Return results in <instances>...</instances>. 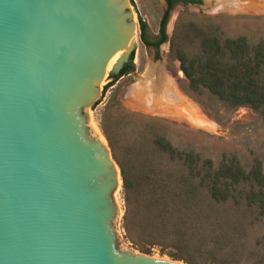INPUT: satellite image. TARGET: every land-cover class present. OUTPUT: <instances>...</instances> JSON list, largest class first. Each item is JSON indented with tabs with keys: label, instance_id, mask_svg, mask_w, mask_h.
<instances>
[{
	"label": "water",
	"instance_id": "obj_1",
	"mask_svg": "<svg viewBox=\"0 0 264 264\" xmlns=\"http://www.w3.org/2000/svg\"><path fill=\"white\" fill-rule=\"evenodd\" d=\"M135 43L128 0H0V264H188L122 238L119 169L86 120Z\"/></svg>",
	"mask_w": 264,
	"mask_h": 264
},
{
	"label": "rangeland",
	"instance_id": "obj_2",
	"mask_svg": "<svg viewBox=\"0 0 264 264\" xmlns=\"http://www.w3.org/2000/svg\"><path fill=\"white\" fill-rule=\"evenodd\" d=\"M128 2L133 11L136 41L129 60L131 68L115 78L107 68L96 99L86 110L87 122L104 138L113 160L100 128L102 117L106 118L115 152L133 165L137 191L130 192L125 199L120 181L114 192L122 238L138 250L184 262L183 258L196 264H219L220 260L264 264V214L242 202L215 201L205 191L196 202L182 205L181 200L173 201L168 196L169 189L161 186L159 179L165 173H185L184 167L159 151L152 141L161 135L177 148L192 149L208 157L214 166L228 155H234L245 168L257 160L264 171V122L259 113L247 105L227 106L208 91L199 95L187 92V80L179 75L178 59L170 49L171 40L185 50L196 49L198 29L217 31L220 37L243 35L250 44H264V0L177 2L167 11L165 38L157 46L141 41L138 21L144 23L146 38L155 40L164 1ZM151 64L158 68L152 74L155 83H151V88L147 84L144 93L140 87L149 81ZM164 97L171 101L177 97L181 102L170 104ZM160 102L170 110L154 109ZM188 102L208 125L188 120L181 110H190ZM125 206L128 236L122 227Z\"/></svg>",
	"mask_w": 264,
	"mask_h": 264
},
{
	"label": "trees",
	"instance_id": "obj_3",
	"mask_svg": "<svg viewBox=\"0 0 264 264\" xmlns=\"http://www.w3.org/2000/svg\"><path fill=\"white\" fill-rule=\"evenodd\" d=\"M177 1L182 3H200L201 0H165L158 23L160 37L151 41L144 34V23L139 19V37L146 45L156 46L165 38L163 29L167 11ZM211 26V25H210ZM217 30V28L214 27ZM197 47L192 51L179 47L171 40L170 49L178 59V65L186 78V90L199 95L203 91L214 94L227 106L247 105L257 111L264 122V44L258 41L247 42L243 35L220 37L216 32L197 31ZM132 54L130 55L131 58ZM129 58V60H130ZM129 63V61H128ZM121 66L116 77L128 69ZM106 118L100 120V128L110 146L112 155L118 165L123 197L128 199L130 192H136L138 183L132 174L133 165L129 160L115 152V144L108 134ZM154 146L168 158L178 160L185 173L172 175L165 173L159 179L163 187L169 189L168 196L182 205L199 200L202 192L215 201L231 200L237 204L254 206L258 214H264V171L259 161L255 160L245 168L234 155L222 157L214 166L208 157L201 156L192 149L177 148L165 137L159 135L152 140ZM178 200V201H177ZM179 203V202H178ZM128 212L126 206L122 216V227L128 236ZM146 251V250H143ZM173 258H180L170 254ZM189 264H196L183 258ZM219 264H233L220 260Z\"/></svg>",
	"mask_w": 264,
	"mask_h": 264
},
{
	"label": "bare ground",
	"instance_id": "obj_4",
	"mask_svg": "<svg viewBox=\"0 0 264 264\" xmlns=\"http://www.w3.org/2000/svg\"><path fill=\"white\" fill-rule=\"evenodd\" d=\"M118 52L119 51H117L115 54H114V56L110 59V61L106 64V69L107 68H109L110 67V65H111V63L114 61V59L116 58V56H117V54H118ZM149 70H148V75H147V78H149V81L148 82H146L145 84H143L140 88H143V89H141V90H143V92L144 93H147V89H145L144 87L148 84L149 86H150V88H151V83L153 82V83H155V80H153V78H152V74H154L155 73V71L158 69L157 67H156V65H154V64H151L150 66H149V68H148ZM178 73H179V75H182L183 76V74H182V72H181V70L179 69L178 70ZM169 83V82H168ZM148 94H152V92H149L148 91ZM167 95V94H166ZM165 98V97H164ZM166 99V101H169L170 102V104L171 103H173V104H175V103H180L181 101L179 100V99H177V97H175V98H173L174 99V101H171L169 98H165ZM188 106L190 107V110L187 108V107H185V109H184V107H181V110L182 111H184V113H185V115H186V117H188V120L191 122V123H194V124H196V125H208L209 123H208V121H206L203 117H201L199 114H196L195 113V111L191 108V104L188 102ZM174 107V106H173ZM157 108V110H160V109H163L164 111H169L170 110V108L166 105H163L162 104V102H160V104L159 105H155L154 106V109H156ZM175 108H176V106H175ZM201 118V119H200ZM202 120V121H201ZM98 135V134H97ZM98 137H99V139L101 140V142H105V140H104V138L102 137V136H100V135H98Z\"/></svg>",
	"mask_w": 264,
	"mask_h": 264
},
{
	"label": "flooded vegetation",
	"instance_id": "obj_5",
	"mask_svg": "<svg viewBox=\"0 0 264 264\" xmlns=\"http://www.w3.org/2000/svg\"><path fill=\"white\" fill-rule=\"evenodd\" d=\"M177 2H180V3H182L181 1H177ZM176 2V3H177ZM182 4H184V3H182ZM160 37V35L159 34H157V36H156V39L155 40H157L158 38ZM155 40H153V41H155ZM158 45V44H157ZM156 45V46H157ZM124 66H126V67H129L131 64H130V62L128 63V62H125L124 64H123ZM131 68V67H130ZM129 70V69H128Z\"/></svg>",
	"mask_w": 264,
	"mask_h": 264
}]
</instances>
